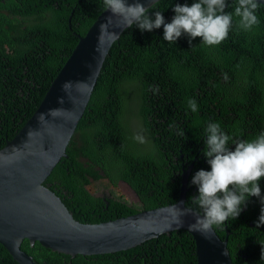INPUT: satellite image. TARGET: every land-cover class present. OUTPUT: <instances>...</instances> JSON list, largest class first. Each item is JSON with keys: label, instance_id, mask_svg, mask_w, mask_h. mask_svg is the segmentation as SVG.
Returning a JSON list of instances; mask_svg holds the SVG:
<instances>
[{"label": "trees", "instance_id": "16d2710c", "mask_svg": "<svg viewBox=\"0 0 264 264\" xmlns=\"http://www.w3.org/2000/svg\"><path fill=\"white\" fill-rule=\"evenodd\" d=\"M192 2L156 0L146 8L149 16L161 11L169 23L175 4ZM235 2L226 0L231 7L225 11L232 12ZM102 8V0H0V147L34 110L76 33L82 35ZM256 14L260 23L250 32L238 29L234 16L228 37L213 46L200 37L189 44L186 35L169 43L163 26L151 32L135 24L122 29L103 58L66 155L42 181L74 219L101 221L175 201L179 173L194 156L184 204L200 211L190 199L198 195L191 179L200 169L210 170L202 155L207 124L218 122L235 141L264 132V4ZM131 81L137 83V114L151 141L143 148L129 138L121 120L125 84ZM189 99L197 102L198 112L188 108ZM102 175L110 184L123 180L136 202L92 193L90 184ZM260 186L264 193V178ZM260 208L259 200L249 197L241 216L213 227L220 238L226 236L231 264H264V225L256 228ZM20 248L37 264H196L193 240L184 229L112 252L70 256L37 240L30 245L27 238ZM0 264H19L1 243Z\"/></svg>", "mask_w": 264, "mask_h": 264}, {"label": "water", "instance_id": "95a60500", "mask_svg": "<svg viewBox=\"0 0 264 264\" xmlns=\"http://www.w3.org/2000/svg\"><path fill=\"white\" fill-rule=\"evenodd\" d=\"M156 0H139L144 7ZM129 3L133 0H128ZM264 4V0H257ZM111 14L103 8L88 25L50 80L32 113L0 147V243L19 264H37L20 248L27 238L50 250L73 256L125 249L172 229L187 231L194 245L196 264H231L226 236L191 231L194 216L183 217L178 227L169 211L184 204L193 159L179 173L175 201L117 216L82 222L74 219L58 195L42 183L65 146L89 98L107 50L124 26L113 17L107 29L101 25ZM67 24L69 25V19ZM106 204V202H105ZM194 212L199 213L192 209Z\"/></svg>", "mask_w": 264, "mask_h": 264}, {"label": "clouds", "instance_id": "9594fccd", "mask_svg": "<svg viewBox=\"0 0 264 264\" xmlns=\"http://www.w3.org/2000/svg\"><path fill=\"white\" fill-rule=\"evenodd\" d=\"M102 3L103 9L111 14L106 18V23L101 25L102 31L115 17L122 26L131 27L135 24L142 32H151L163 26V39L169 43H175L182 35H186L189 44L191 39L200 37L204 45H219L228 37L234 16L239 18L237 28L246 32L252 31L260 23L256 12L261 4L257 0H236L232 12L225 11L226 7H231L226 0H193L190 5L177 3L172 7L174 16L169 23H165L161 11L155 12L154 18L149 16L148 9L139 0L131 3L128 0H102ZM187 103L193 113L198 112L194 99H189ZM204 133L206 138L202 155L210 170L195 172L191 184L197 186L198 195L190 197L200 212L173 205L169 211L176 225L182 226L183 217L192 215L194 222L188 228L208 237L214 226L238 218L249 197H256L261 204L256 221L258 229L264 225V193L260 186L264 178V132L250 141H235L222 130L218 122H209ZM177 134L185 136L180 129H177ZM136 139L142 141L140 136ZM230 141L234 147L229 146ZM261 258L264 259V247L261 249Z\"/></svg>", "mask_w": 264, "mask_h": 264}, {"label": "rangeland", "instance_id": "374dc122", "mask_svg": "<svg viewBox=\"0 0 264 264\" xmlns=\"http://www.w3.org/2000/svg\"><path fill=\"white\" fill-rule=\"evenodd\" d=\"M136 85V87H135ZM127 93L122 100V122L126 128V132L129 138L135 140L138 147L143 148L145 142L150 141V137L146 134L141 126L139 116L137 114L138 109V95H137V83L131 81L125 84ZM137 136L142 137V141L136 139ZM149 145V144H147ZM90 190L94 194H102L103 196L122 197L126 202H136L137 198L132 189L121 179H117L114 184H110L105 176H101L99 179L93 181L90 184Z\"/></svg>", "mask_w": 264, "mask_h": 264}, {"label": "flooded vegetation", "instance_id": "af4514ba", "mask_svg": "<svg viewBox=\"0 0 264 264\" xmlns=\"http://www.w3.org/2000/svg\"><path fill=\"white\" fill-rule=\"evenodd\" d=\"M190 186V184H188V187ZM241 216V215H240ZM241 220H242V222H244L245 221V219H243V218H241ZM235 223H237V222H235ZM248 224H251V222L250 221H248ZM231 248L233 249V251L235 252V255H240L241 253H240V247H239V245H238V243L236 242V241H232L231 240Z\"/></svg>", "mask_w": 264, "mask_h": 264}, {"label": "bare ground", "instance_id": "6f19581e", "mask_svg": "<svg viewBox=\"0 0 264 264\" xmlns=\"http://www.w3.org/2000/svg\"><path fill=\"white\" fill-rule=\"evenodd\" d=\"M228 251V250H227ZM229 254V253H228ZM229 258H230V256H229ZM231 263V262H230Z\"/></svg>", "mask_w": 264, "mask_h": 264}]
</instances>
